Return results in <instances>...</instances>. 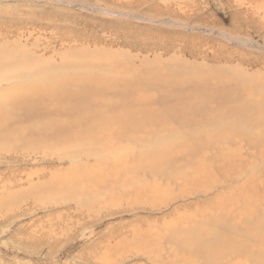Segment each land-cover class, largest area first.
<instances>
[{
	"label": "bare ground",
	"instance_id": "obj_1",
	"mask_svg": "<svg viewBox=\"0 0 264 264\" xmlns=\"http://www.w3.org/2000/svg\"><path fill=\"white\" fill-rule=\"evenodd\" d=\"M254 1L264 22V0ZM57 9L42 11L56 17ZM18 40L0 43V152L46 162L15 185L3 180L1 205L18 197L86 211L95 223L97 212L158 208L190 193L202 200L155 219L136 216L129 234L95 245L101 261L129 252L149 264H264V64L252 60L247 72L229 59L177 67L153 55L135 65L115 48L64 42L46 56ZM234 141L252 157L233 159Z\"/></svg>",
	"mask_w": 264,
	"mask_h": 264
},
{
	"label": "rangeland",
	"instance_id": "obj_2",
	"mask_svg": "<svg viewBox=\"0 0 264 264\" xmlns=\"http://www.w3.org/2000/svg\"><path fill=\"white\" fill-rule=\"evenodd\" d=\"M51 5L57 6L60 16L43 13ZM254 7V0H0V43L17 38L21 44H35L39 52L45 50L46 56L61 51L64 42L115 48L135 56V65L143 57L152 62L153 55H159L160 61L173 57L177 67L185 61L216 66L229 59L231 65L237 64L247 72L254 69L248 64L252 60L264 64V22ZM70 25L78 31L70 32ZM79 33L85 36H71L78 37ZM90 34L98 41L89 39ZM123 39L130 42L126 44ZM202 142L199 139L194 147ZM252 151L244 142L234 141L230 147L233 159H250ZM203 152L212 156V151ZM11 156L5 158L0 152V184L8 179L15 185L25 178L22 174L26 170H39L46 162L40 161V154ZM2 189L0 186V197L4 198ZM18 200L8 208L0 203V264H149L148 258L129 252L118 253L115 262H103L101 247L95 245L105 244L110 234H129L127 230L138 225L132 220L136 216H167L174 209L191 207L202 196L169 195L158 208L130 203L115 214L97 212L100 217L95 223L90 222L86 211ZM114 242L110 239V244Z\"/></svg>",
	"mask_w": 264,
	"mask_h": 264
}]
</instances>
